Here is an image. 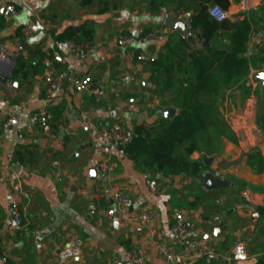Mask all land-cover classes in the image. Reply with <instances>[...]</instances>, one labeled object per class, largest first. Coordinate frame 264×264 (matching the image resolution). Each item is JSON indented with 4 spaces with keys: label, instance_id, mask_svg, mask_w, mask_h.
I'll return each mask as SVG.
<instances>
[{
    "label": "crops",
    "instance_id": "crops-1",
    "mask_svg": "<svg viewBox=\"0 0 264 264\" xmlns=\"http://www.w3.org/2000/svg\"><path fill=\"white\" fill-rule=\"evenodd\" d=\"M240 2L229 0L226 11L230 24L251 27L246 54L250 74L244 86L227 91L216 107L230 131L221 153L192 155L203 164L214 159L210 167L204 164L199 179L145 173L98 134L100 124L118 122L134 131L178 115L163 106L173 88H166V98L156 95L165 75L153 80V67L142 66L138 56L153 51L158 57L174 33L187 43L191 39L193 50H203L199 30L187 28L184 36L166 26L162 14L167 8L176 19L189 21L198 9L195 0H0L20 13L8 17L0 10V79L7 80L0 81V255L10 264H132L131 248L142 245L148 252L145 264H162L156 237L162 236L165 247L186 250L170 232L169 213L177 211L196 223L191 235L202 237L214 250V256L196 264H264V173L257 174L248 162L255 150L264 155V130L257 121L264 107V0H252L247 12ZM69 28L79 35L82 29L93 32L78 44L91 51L86 59L61 40ZM139 29L163 33L167 41L140 45ZM121 36L136 42L120 48ZM229 37L227 32L215 43L228 48ZM50 66L68 74L51 97L44 88ZM85 75L106 92L101 102L88 91L75 92L74 80ZM14 81L18 86L10 84ZM44 106L54 117L48 133L31 124L32 114ZM11 116L19 117L18 126H7ZM82 144L92 147L77 155ZM101 164L115 167L111 178L134 199L113 217L90 194L94 185L110 180L99 173L91 178L90 170ZM208 173H219L224 184L207 189ZM147 180L165 187L155 195ZM18 182L28 196L21 201L25 226L19 231L10 216L12 187ZM141 214L151 215L146 226L137 221ZM214 217L229 219L221 228L223 238L214 234ZM40 235L45 237L37 247ZM236 245L240 250L229 262Z\"/></svg>",
    "mask_w": 264,
    "mask_h": 264
},
{
    "label": "trees",
    "instance_id": "trees-1",
    "mask_svg": "<svg viewBox=\"0 0 264 264\" xmlns=\"http://www.w3.org/2000/svg\"><path fill=\"white\" fill-rule=\"evenodd\" d=\"M195 2L198 9L190 21L193 30H199V38L206 44L204 49L193 50L191 39L187 43L174 33L151 64L153 80L158 74L165 75L163 83L157 87V97L166 98V88H173L163 106L173 107L178 115L172 119L161 118L152 126L135 128L133 141L123 150L145 173L201 179L204 164L193 160L192 155L203 148L210 156L221 153L223 140L230 131L216 107L227 91L244 86L250 74L246 57L250 25L218 23L209 16L211 5L227 10L229 0ZM227 32L230 34L228 48L216 44ZM92 35L88 29H82L79 35L69 28L61 40L78 45ZM257 121L264 130V107L260 108ZM248 162L257 174L264 173V155L260 151H253Z\"/></svg>",
    "mask_w": 264,
    "mask_h": 264
},
{
    "label": "built area",
    "instance_id": "built-area-1",
    "mask_svg": "<svg viewBox=\"0 0 264 264\" xmlns=\"http://www.w3.org/2000/svg\"><path fill=\"white\" fill-rule=\"evenodd\" d=\"M252 0H241L240 8L243 12L250 10ZM4 9L8 17L19 16V11H17L13 6L9 4H0V10ZM209 16L218 23L228 21L230 18L229 13L222 9L218 5H211L208 9ZM162 14L164 19H166L172 13L167 9H162ZM187 28L193 31L191 26V21L187 22ZM25 37L28 36V32L24 31ZM138 40L137 43L140 45H148L152 41L157 40L159 42L165 43L166 35L163 33L148 32L144 29L138 30ZM136 40L132 37L121 36L117 41V46L122 48L135 43ZM69 47L76 50L80 59H86L91 51L82 45H77L76 43L70 41ZM157 59V54L153 51H148L147 53H142L138 56L139 63L142 66H149ZM68 79L67 72L58 71L54 66H50L44 80V88L47 96H53L59 89H61ZM94 79L91 75H85L74 80L73 88L76 93H83L88 91L90 95L97 102L106 98V92L100 88L94 86ZM54 117L53 113L46 106L41 107L35 111L31 116V124L40 128L43 132L48 133L51 131L52 123ZM20 124V119L17 116H11L7 122V126L16 127ZM99 136L105 141L112 144L114 147H122L123 149L128 146L134 139L135 133L133 130L127 128L121 123L112 124H100L98 129ZM96 171L99 174L110 177L108 183L96 184L93 186L90 194L97 200L102 201L107 208V216L113 217L117 213H124L128 207H131L134 203V199L123 192L120 188L116 179H112L111 176L115 173V167L110 164H101L96 167ZM220 177V174H216ZM148 189L151 193L157 195L165 187V184L157 180H147L146 182ZM13 194L15 196L14 200L10 205V216L14 221V226L16 230H22L25 226V213L22 207V200L27 199V193L22 187L20 182L16 183L12 187ZM169 218L171 221L170 232L173 237L179 241L185 251H179L176 248H168L163 246L162 236H158L154 240V245L158 249L163 263L162 264H196L207 258L214 256V250L210 245L202 238L192 236L191 233L196 230V223L188 217L177 211H170ZM151 219L150 214H141L137 221L146 226ZM240 250V245H236L232 251V255L228 258L231 262L234 255ZM147 249L142 245H134L130 250V257L132 264H145L147 259ZM0 264H10L9 258L0 255ZM66 264H73L72 262ZM82 264H93L90 260H85Z\"/></svg>",
    "mask_w": 264,
    "mask_h": 264
},
{
    "label": "water",
    "instance_id": "water-1",
    "mask_svg": "<svg viewBox=\"0 0 264 264\" xmlns=\"http://www.w3.org/2000/svg\"><path fill=\"white\" fill-rule=\"evenodd\" d=\"M2 12L5 13V10H3ZM187 22H188V18L185 17V18H182V19H176L172 14L169 15L166 19H165V25L168 26L170 29L174 30V31H177L179 33H181L182 35L186 36L188 31H187ZM0 81L3 83V84H6L7 83V80H4V79H0ZM11 85H14V86H18V83L17 82H10ZM161 115V113H160ZM164 115L166 117L169 116V110H165L164 111ZM92 145H86V144H82V145H79V147L76 149V154L79 155L81 154L83 151H86L88 150L89 148H91ZM118 149L123 152V148L122 147H118ZM214 161V159H207V160H204V164L207 166V167H210V165L212 164V162ZM90 175H91V178L94 179L98 176V172L95 171L94 169H91L90 170ZM205 178V187L207 189H212L214 188V186L216 185H223L224 184V179H222L221 177H217V176H214L213 174L211 173H208L207 175L204 176ZM228 217H214V219L212 220V225L214 227V234L216 237L218 238H223L224 237V233H222L221 231V228L225 225L228 224ZM44 235H40L38 236V245L37 247L40 246L41 244V241L44 239Z\"/></svg>",
    "mask_w": 264,
    "mask_h": 264
},
{
    "label": "rangeland",
    "instance_id": "rangeland-1",
    "mask_svg": "<svg viewBox=\"0 0 264 264\" xmlns=\"http://www.w3.org/2000/svg\"><path fill=\"white\" fill-rule=\"evenodd\" d=\"M149 113V112H148ZM223 120V119H222ZM201 140V139H200ZM206 149L205 148H203V150H202V152H204V153H206L207 154V152L205 151Z\"/></svg>",
    "mask_w": 264,
    "mask_h": 264
}]
</instances>
